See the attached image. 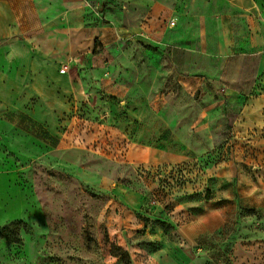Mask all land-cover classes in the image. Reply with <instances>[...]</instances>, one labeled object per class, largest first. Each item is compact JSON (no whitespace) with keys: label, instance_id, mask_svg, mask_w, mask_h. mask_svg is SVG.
Returning <instances> with one entry per match:
<instances>
[{"label":"rangeland","instance_id":"rangeland-1","mask_svg":"<svg viewBox=\"0 0 264 264\" xmlns=\"http://www.w3.org/2000/svg\"><path fill=\"white\" fill-rule=\"evenodd\" d=\"M198 1L97 0L91 101L0 118V264H264V0Z\"/></svg>","mask_w":264,"mask_h":264},{"label":"crops","instance_id":"crops-1","mask_svg":"<svg viewBox=\"0 0 264 264\" xmlns=\"http://www.w3.org/2000/svg\"><path fill=\"white\" fill-rule=\"evenodd\" d=\"M227 1L229 13L243 16L257 7L255 0ZM96 2L0 0V118L21 124L27 131L34 125L67 119V113L78 108L82 100L91 101L93 93L85 87L79 72L95 75V41L101 34L105 42L121 39L128 31L121 13L110 14L119 25L114 28L90 22ZM197 5L202 6L200 0ZM206 19L201 13L191 14L185 22L188 29L181 32L175 28L171 43H184L192 34L188 31L192 24L201 29ZM171 26L176 27V22ZM109 33L114 35L109 37ZM66 66V73H60ZM55 109L59 116L54 111L52 114Z\"/></svg>","mask_w":264,"mask_h":264},{"label":"built area","instance_id":"built-area-1","mask_svg":"<svg viewBox=\"0 0 264 264\" xmlns=\"http://www.w3.org/2000/svg\"><path fill=\"white\" fill-rule=\"evenodd\" d=\"M67 69H68L67 66L64 67L62 70H60V73H62V74H63V73H66Z\"/></svg>","mask_w":264,"mask_h":264}]
</instances>
